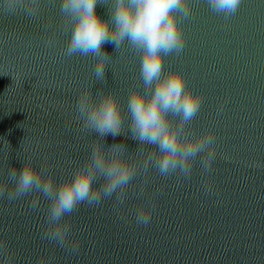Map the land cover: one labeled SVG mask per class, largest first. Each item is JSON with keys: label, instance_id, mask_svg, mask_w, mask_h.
<instances>
[{"label": "water", "instance_id": "obj_1", "mask_svg": "<svg viewBox=\"0 0 264 264\" xmlns=\"http://www.w3.org/2000/svg\"><path fill=\"white\" fill-rule=\"evenodd\" d=\"M60 3L42 0L35 19L0 11V182L10 183L9 170L27 159L57 183L70 178L100 139L76 119L79 93L115 94L127 129L129 93L145 90L141 54L127 42L118 50L103 45L111 57L104 82L95 80L93 57L63 54L71 26ZM189 6L191 15L180 18L185 47L165 56L164 69L182 71L186 86L204 98L191 129L215 135L211 175L202 174L199 159L187 179L149 167L129 185L123 205L114 198L80 204L65 218L75 250L44 237L49 201L42 194L0 199V264H264V167L257 166L264 165V0H242L227 21L207 0ZM109 7L98 4L97 13L107 19ZM101 143L123 144L141 163L146 158L130 133ZM150 201V223L137 224V209Z\"/></svg>", "mask_w": 264, "mask_h": 264}, {"label": "clouds", "instance_id": "obj_2", "mask_svg": "<svg viewBox=\"0 0 264 264\" xmlns=\"http://www.w3.org/2000/svg\"><path fill=\"white\" fill-rule=\"evenodd\" d=\"M241 3L242 0H207L209 9L222 15L225 21L236 15ZM41 4L42 0H2L0 11L35 19L42 11ZM98 4L110 5L109 18L97 13ZM60 13L71 26L64 55L93 57L95 80L104 82L111 57L102 50L103 45L112 43L118 50L127 42L141 54L140 78L145 89L141 91L134 86L129 93L127 129L125 109L115 94L102 90L94 96L91 89L79 93L76 119L81 122L83 131L95 132L100 139L70 178L57 183L50 173L45 175L46 168L38 170L31 159H27L19 171L9 170L10 183L0 182V199L7 197L11 201L32 192L42 194L49 201L44 237L60 247L75 250L79 244L70 239L72 226L65 218L80 204L98 206L103 200L114 198L117 206L123 205L128 198L129 185L141 171L146 175L149 167L165 178L176 175L187 179L193 175L199 159L202 174L210 176L216 142L211 129L201 133L191 129L203 96L186 86L182 71L164 69L165 56L179 55L185 47L180 18L187 19L191 15L189 0H61ZM128 133L140 142L137 152L146 153L142 163L126 155L123 144L105 149L101 143L109 134L115 138ZM145 144L153 147L145 150ZM98 178H102L103 183L97 185ZM203 188L206 193L212 191L208 181ZM140 191L143 193V187ZM38 203L33 200V207ZM154 208L152 201L139 207L135 213L136 223L148 225ZM5 247V242L0 240V250ZM4 264H8L7 259Z\"/></svg>", "mask_w": 264, "mask_h": 264}]
</instances>
